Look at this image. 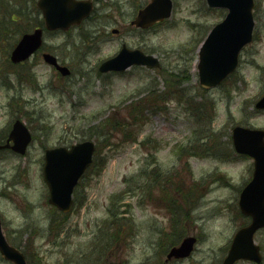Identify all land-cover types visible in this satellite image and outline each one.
I'll return each instance as SVG.
<instances>
[{
    "label": "rangeland",
    "instance_id": "374dc122",
    "mask_svg": "<svg viewBox=\"0 0 264 264\" xmlns=\"http://www.w3.org/2000/svg\"><path fill=\"white\" fill-rule=\"evenodd\" d=\"M8 1L0 0V138L14 115L34 136L24 155L0 151V217L10 240H17L15 231L21 239L35 241L58 239L50 232L58 230L64 237L66 231L73 252L75 245L80 251H94L100 245L96 240H106L112 264H140L150 255L156 229L163 225L169 231L170 225L166 212L155 204L163 191L146 188L140 178L145 167L151 172L156 166L160 176L172 181V193L190 191L194 194L189 197L196 199L192 207L201 206L202 219L196 225L204 237L193 260H200L204 250L217 252L246 223L242 215L236 218L234 205L253 169L251 157L234 151L232 128L264 129V110L254 108L264 92V0H256L253 39L241 50L235 72L210 89L198 83L197 49L226 10L207 11L205 0H173L171 15L146 31L129 21L147 0H95L91 19L67 31L45 33L44 47L71 70L66 77L39 54L24 66L10 67L7 55L32 22L11 21L12 15L21 16L14 8L23 0H11L12 7ZM122 43L157 56L161 67L98 73V64ZM162 71L167 72L166 82ZM182 71V84H171ZM180 91L184 99L178 100ZM105 134H110L107 142ZM83 139L96 143L94 163L76 189L72 212L60 215L58 222L59 215L46 201L43 150ZM216 207L220 211L213 212ZM188 229L193 230L186 225L182 234ZM114 231L118 233L113 238ZM255 241L264 264V228ZM203 261L210 264L209 259ZM0 264L9 263L0 257Z\"/></svg>",
    "mask_w": 264,
    "mask_h": 264
},
{
    "label": "water",
    "instance_id": "95a60500",
    "mask_svg": "<svg viewBox=\"0 0 264 264\" xmlns=\"http://www.w3.org/2000/svg\"><path fill=\"white\" fill-rule=\"evenodd\" d=\"M205 1L209 7L227 10L223 19L211 27L198 46L199 84L203 88H211L220 84L235 70L240 50L252 39L254 0ZM37 4L42 10L47 29H67L70 25L79 23L91 9V2L88 0H38ZM171 6V0H151L138 11L133 23L146 26L157 19L168 17ZM41 42V28L24 33L11 51V60L16 62L25 59L41 45ZM43 58L62 74L69 73L68 68L59 65L53 55L43 53ZM132 64L153 67L159 66V60L153 55L143 53L140 49H131L123 45L117 54L102 61L98 69L101 72L122 71ZM255 107L264 109V93L255 102ZM231 137L235 151L251 156L254 161L252 177L242 188L238 203L241 212L250 215L252 219L248 225L241 227L235 233L224 264H231L238 258L259 262L261 255L259 246L253 242V234L264 226V130L235 125ZM30 138L26 126L20 120H16L8 137V141L13 140L11 148L24 153ZM94 149L93 141L84 140L70 147L57 146L45 150L43 178L49 188L50 203L63 211L69 210L73 187L90 165ZM192 243L193 238H185L178 247L171 248L169 256L188 255ZM0 251L6 258L13 259L17 264H23L22 255L6 242L1 226Z\"/></svg>",
    "mask_w": 264,
    "mask_h": 264
},
{
    "label": "flooded vegetation",
    "instance_id": "af4514ba",
    "mask_svg": "<svg viewBox=\"0 0 264 264\" xmlns=\"http://www.w3.org/2000/svg\"><path fill=\"white\" fill-rule=\"evenodd\" d=\"M32 0H23L19 3L18 7H15L14 9L16 12L24 11L25 15L29 14L31 12L32 7ZM9 6H11V0L8 1ZM31 3V4H30ZM11 18L15 20V17ZM41 51L37 52L40 53ZM19 65L23 66L25 64L20 63ZM161 174V173H160ZM161 177L163 178V183H161V179L159 181H156V188L160 187L163 191V195H159L157 197V201L155 204L156 206L161 207L164 212H166V219L169 221L170 225L169 231L166 230L165 226L161 225L160 228L157 230V235H154V239H152L151 242V250L150 255L146 257L140 264H181L180 262L190 260L192 264H203L204 259H209L210 264H224L225 259L228 255L231 242L233 239V236L236 232V230L247 224L249 222V217L243 216V218L246 219V223L238 226L236 230L234 231L232 237L228 240L227 243L218 246V251L215 252L213 249L204 250V255L201 257L200 260H193V254L195 253L196 246L198 242L201 241L202 236L204 237V233L201 231V225H196V222L201 220L203 213L201 212V206L198 208L192 207L196 203L195 197H189L190 195L194 194L190 191L188 192H180L177 190H174L172 193L170 190L172 185L168 184V180H170L169 177ZM172 182V181H171ZM185 183V181H184ZM182 184V183H181ZM143 185V184H142ZM184 187V185H183ZM177 199H179V202H177ZM158 202V203H157ZM178 203V204H177ZM22 203H20V206ZM237 202L234 205L235 216L236 218H239L241 216L239 212V208L236 207ZM19 207V206H18ZM193 211L195 215L192 216ZM213 212L220 211V209L212 208ZM72 212V211H71ZM60 211L58 212V214ZM219 213V212H218ZM61 214V213H60ZM62 216V215H61ZM60 215L57 216L58 221L62 220L63 218ZM193 224H190V223ZM192 227L193 230L191 231L188 229L183 233V228L185 229V226ZM163 226V228H162ZM195 229V231H194ZM198 230V231H197ZM200 230V231H199ZM64 230H62L63 232ZM191 231V232H190ZM66 231H64V237L62 235V239H59L61 235H59L60 231L58 230L51 231L50 234L53 236L59 237L58 239H52L50 240H41V241H35L33 239H22L19 233L15 232L14 236L17 239L16 241H11V244L18 248L24 256L25 264H112L111 257H110V247L108 246L107 242L104 244L94 247L95 250L93 251H80L79 246L75 245V252L73 250L69 249L70 242L69 239H66L65 237H68L65 234ZM191 237L193 238V243L191 250L188 255L182 256V257H176V256H169L170 250L173 247L178 246L181 244V242L187 238ZM163 243V244H162ZM47 249H42L43 247H46ZM260 252L262 255L261 247ZM91 253V255H90ZM54 254V260L51 262L49 260V257ZM80 258L83 259V261H80ZM263 259V255H262ZM238 262H248L252 263L249 260L244 259H237L233 261L231 264H236ZM9 264H13L12 262H8ZM254 264V263H252Z\"/></svg>",
    "mask_w": 264,
    "mask_h": 264
},
{
    "label": "trees",
    "instance_id": "16d2710c",
    "mask_svg": "<svg viewBox=\"0 0 264 264\" xmlns=\"http://www.w3.org/2000/svg\"><path fill=\"white\" fill-rule=\"evenodd\" d=\"M208 10H210V9L208 8L207 11H208ZM33 12H34V9H33ZM37 22H38V21H37V20H34V19H33V21H32V23H33L34 25H35V23H37ZM32 26H33V25H32ZM183 73H184V75H183ZM168 75H169V74H168ZM170 75H173V74H170ZM174 76H176L177 79H178V80H177V79L174 80L175 83H176V84L178 83L179 85H181L182 82L185 80V77H186V75H185V71H182V74L178 73V74H176V75H174ZM176 77H173V79L176 78ZM167 83H169V82H167ZM170 83L172 84L173 82H170ZM168 89H169V84H168L166 90H168ZM168 91H169V90H168ZM168 91H167V92H168ZM169 92H170V91H169ZM177 98H178V100H179V99H184V98H183V94L181 93V91L177 93ZM186 100H187V99H186ZM113 128H115V126H113ZM109 137H110V134H105V136H104V141L107 142V140L109 139ZM206 138H207V137H206ZM180 150H181V149H180ZM155 175H157V174L155 173ZM155 175L152 176V174H151V176H152L151 180H157V177H156ZM159 178H160V177H159ZM160 179H161V178H160ZM146 185L149 186V187H151V183L146 184ZM114 197H115V195H114ZM114 197H113V198H114ZM113 198L111 199L112 202H114V201H113ZM117 228H120V227L117 226ZM117 233H118V232H116V231L113 232V238H114V235L117 234ZM112 240H114V239H112Z\"/></svg>",
    "mask_w": 264,
    "mask_h": 264
}]
</instances>
